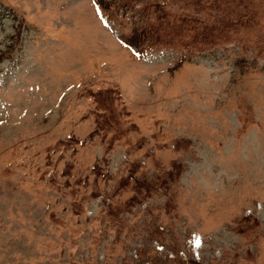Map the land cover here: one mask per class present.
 <instances>
[{"label": "rangeland", "instance_id": "rangeland-1", "mask_svg": "<svg viewBox=\"0 0 264 264\" xmlns=\"http://www.w3.org/2000/svg\"><path fill=\"white\" fill-rule=\"evenodd\" d=\"M0 264H264V0H0Z\"/></svg>", "mask_w": 264, "mask_h": 264}]
</instances>
